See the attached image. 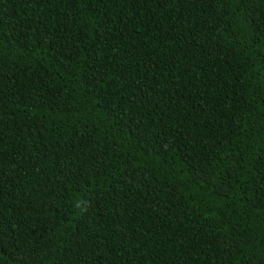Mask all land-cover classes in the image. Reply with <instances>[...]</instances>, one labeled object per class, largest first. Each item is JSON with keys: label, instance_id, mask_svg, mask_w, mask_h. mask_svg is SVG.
<instances>
[{"label": "trees", "instance_id": "16d2710c", "mask_svg": "<svg viewBox=\"0 0 264 264\" xmlns=\"http://www.w3.org/2000/svg\"><path fill=\"white\" fill-rule=\"evenodd\" d=\"M0 264H264V0H0Z\"/></svg>", "mask_w": 264, "mask_h": 264}, {"label": "clouds", "instance_id": "9594fccd", "mask_svg": "<svg viewBox=\"0 0 264 264\" xmlns=\"http://www.w3.org/2000/svg\"><path fill=\"white\" fill-rule=\"evenodd\" d=\"M75 206L81 213L86 212L88 209V204L84 201H78Z\"/></svg>", "mask_w": 264, "mask_h": 264}]
</instances>
